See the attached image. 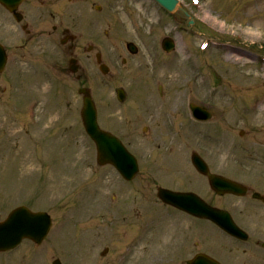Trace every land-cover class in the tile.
I'll list each match as a JSON object with an SVG mask.
<instances>
[{
	"label": "rangeland",
	"instance_id": "374dc122",
	"mask_svg": "<svg viewBox=\"0 0 264 264\" xmlns=\"http://www.w3.org/2000/svg\"><path fill=\"white\" fill-rule=\"evenodd\" d=\"M180 3L192 16V25L179 11L169 15L151 0H90L91 8L95 4L103 8L101 13L93 9L86 12L92 31L89 27L87 32L81 29L77 56L92 73V79L75 83L61 76L59 125L44 124L50 115L44 114L43 105V111L41 107L38 111L42 125H25L21 106L7 100L0 79V220L9 208L27 205L33 211H47L56 226L63 224L60 240L50 235L40 259L32 264H51L55 258L64 264H76V260L79 264H109L127 233V227H119L118 221L123 217H145L152 207L138 197L140 212L133 214L132 191L124 190L117 174L108 172V168L101 169L107 172L106 182L96 200L88 199L84 207L72 202L75 190L102 176L95 163L94 146L81 125V102L76 93L79 86L90 89L100 122L121 136L135 154L141 153L144 162L154 169L161 159L158 153L170 154L176 149L168 156L183 172L179 160L191 148L187 138L178 136L179 128L171 126L193 125L187 110L190 101L204 104L214 113L213 119L202 125H237V140L242 126L264 125V0ZM1 22L12 23L8 18H1ZM163 37L175 42V51L169 55L160 49ZM130 40L136 43L138 52L123 65L121 57L126 54L122 51ZM91 43L107 53L112 76L103 78L94 53L88 56L83 52ZM55 46L60 48L63 70L69 55L58 40ZM130 64L137 68L132 69ZM118 87L126 92L123 103L115 97ZM32 90L39 95L38 86ZM56 130L59 139L54 137ZM216 130L222 131V127ZM197 133L195 130L194 140L200 138ZM159 144L160 152L155 149ZM169 178L165 176L164 180ZM145 184L139 180L133 183L135 189ZM148 184L151 190L156 183L152 180ZM112 195L117 196L119 204L112 201ZM194 233L189 231L191 245L197 240ZM107 246L109 252L101 257L100 252ZM27 250L28 245L23 244L11 260ZM91 258L93 263L89 262Z\"/></svg>",
	"mask_w": 264,
	"mask_h": 264
},
{
	"label": "flooded vegetation",
	"instance_id": "af4514ba",
	"mask_svg": "<svg viewBox=\"0 0 264 264\" xmlns=\"http://www.w3.org/2000/svg\"><path fill=\"white\" fill-rule=\"evenodd\" d=\"M88 3L90 0H24L18 7L21 20L16 22V30L26 38L16 37L17 44L12 46V39L16 34L6 31L12 23L6 25L0 20V43L7 54L16 57L27 55L32 61L39 63L41 72H46L44 76L52 78L53 83H58L61 71L60 48L55 46V40L62 33L65 39L69 40L67 54L76 60V80L82 82L87 76L77 57L80 40L71 33L81 31V21L78 19L84 17L89 10ZM66 9L68 18L64 17ZM33 11L36 14H33ZM5 13L13 20L10 13ZM25 20L27 21L23 22ZM29 29L32 32L30 37L27 36ZM34 34L47 36L46 53L42 52L41 43L35 42V45H32L31 41L37 38ZM31 47L33 52L28 54L27 49ZM19 50H23V53L18 52ZM82 50L85 53V49ZM93 51L95 50L91 48L88 56L94 53ZM21 71L27 73L29 69L18 63L16 67L11 68L10 79H20ZM35 76L36 74H33L32 78ZM32 85L37 86L36 83ZM16 103L22 107L23 101L17 100ZM54 108L57 109L58 104ZM45 113H48V110ZM37 119L42 122L39 116ZM53 125H59V118ZM236 126L212 125L206 128V125H197V136L200 138L196 140V147L203 168L211 175L239 184L242 187L241 193H222L220 186L212 190L207 176L195 170L192 153L183 154L179 160L183 162V172L176 169V162L171 163L173 159L166 158L163 162L170 171L166 187L175 192L196 194L204 204L218 213L211 221L189 216L156 200L162 210L166 209L169 214L172 213L171 217L123 219L129 222L126 223L127 232H134L135 229L141 232L132 253L123 258V264H186L197 253L206 254L220 264H264V125H245L246 130L239 133L240 142L235 137ZM220 127L222 131L216 130ZM192 135L194 133L191 132L187 140ZM155 164L157 171L161 167L156 162ZM139 190L140 188L136 192ZM221 211L228 214L229 219L244 233L232 234L225 230L221 225H227L230 221L220 215ZM190 230L197 231L200 239L192 245L189 244L188 238ZM28 245L31 247L30 242ZM105 253H108V250ZM21 256L9 264H19ZM93 262L91 259V263ZM109 264H114L113 257L110 258Z\"/></svg>",
	"mask_w": 264,
	"mask_h": 264
},
{
	"label": "water",
	"instance_id": "95a60500",
	"mask_svg": "<svg viewBox=\"0 0 264 264\" xmlns=\"http://www.w3.org/2000/svg\"><path fill=\"white\" fill-rule=\"evenodd\" d=\"M159 5L165 8L167 11H174L175 0H155ZM0 2L6 7H9V3L5 0H0ZM172 47V42L170 40H164L163 48L169 51ZM118 98L121 99L122 95L118 91ZM191 110L196 116V118L207 120L211 118V115L194 105H191ZM81 117L86 131L94 139L97 145L98 155L101 156L104 153V149H109L112 153L118 154L119 161H125V163H130L132 158L124 152L120 145L101 132L95 124V111L93 109L92 103L89 98H84L83 108L81 111ZM112 150V151H111ZM112 156V154H110ZM212 179V178H211ZM165 191H160V195H163ZM189 212H197L196 207L186 208ZM49 226L48 217L42 213L32 214L26 209L18 208L12 212V214L2 223H0V250H5L12 247L23 237H36L34 239H41ZM200 261L203 258L200 257Z\"/></svg>",
	"mask_w": 264,
	"mask_h": 264
}]
</instances>
